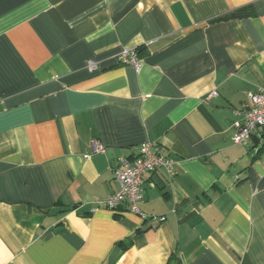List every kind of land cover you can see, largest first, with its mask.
Listing matches in <instances>:
<instances>
[{
  "label": "crops",
  "instance_id": "obj_1",
  "mask_svg": "<svg viewBox=\"0 0 264 264\" xmlns=\"http://www.w3.org/2000/svg\"><path fill=\"white\" fill-rule=\"evenodd\" d=\"M261 89L264 0H0V264H264ZM148 142L173 174L102 208Z\"/></svg>",
  "mask_w": 264,
  "mask_h": 264
},
{
  "label": "built area",
  "instance_id": "obj_2",
  "mask_svg": "<svg viewBox=\"0 0 264 264\" xmlns=\"http://www.w3.org/2000/svg\"><path fill=\"white\" fill-rule=\"evenodd\" d=\"M139 59L135 50H124L119 56L122 65L139 66ZM94 64L89 63L88 69L93 70ZM212 92L210 97H215ZM246 110L237 113L238 119L234 122L235 129L233 142L242 144L257 130H264V89L247 97ZM173 162L164 156L155 143H145L139 146L137 155L132 159H121L113 175L118 184V190L107 196L99 205L107 210H116L124 203L130 205L133 213H138L137 203L141 200L143 192V178L159 169L173 174ZM163 220V218H160Z\"/></svg>",
  "mask_w": 264,
  "mask_h": 264
}]
</instances>
